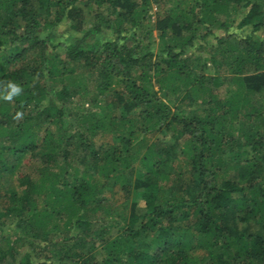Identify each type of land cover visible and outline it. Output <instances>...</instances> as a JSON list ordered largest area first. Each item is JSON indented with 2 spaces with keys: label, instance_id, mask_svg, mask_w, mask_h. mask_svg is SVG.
Listing matches in <instances>:
<instances>
[{
  "label": "trees",
  "instance_id": "trees-1",
  "mask_svg": "<svg viewBox=\"0 0 264 264\" xmlns=\"http://www.w3.org/2000/svg\"><path fill=\"white\" fill-rule=\"evenodd\" d=\"M0 264H264V0H0Z\"/></svg>",
  "mask_w": 264,
  "mask_h": 264
},
{
  "label": "rangeland",
  "instance_id": "rangeland-1",
  "mask_svg": "<svg viewBox=\"0 0 264 264\" xmlns=\"http://www.w3.org/2000/svg\"><path fill=\"white\" fill-rule=\"evenodd\" d=\"M157 12H161V10L159 8L152 6L151 16H150L151 22H154L155 15ZM153 35H154V33H153ZM88 86H89V90H90V85L88 84ZM84 106L87 107L86 104ZM108 139H109V136H107V135L106 136H103V135L97 136L96 139H94V144H95V146H99V145L107 142ZM175 164H176V161H175ZM139 168H140V166L137 164H135L133 167V169H135L134 171L139 170ZM120 173L123 176L125 174L122 172H120ZM127 173H128V171L126 172L125 177H127ZM132 176H133L132 178H135L134 175H132ZM15 187L18 188L16 183H15ZM103 197L106 199L108 206L111 208L112 214L110 215V218H109V220L111 222H114V221L117 222V221H119V216L124 215V214L127 215L129 213L132 198L131 197L127 198L125 196V194L122 192V188L120 185L111 186V187L108 185L107 189L104 190ZM236 229L239 232L244 231L245 234H251V235H255V234L261 232L259 226L255 225V224H251V223L247 224V225L237 224ZM112 236H114V233L112 234ZM195 251H196L195 255H197L198 257H201V255L203 253L202 249L200 250L197 248V249H195Z\"/></svg>",
  "mask_w": 264,
  "mask_h": 264
},
{
  "label": "clouds",
  "instance_id": "clouds-1",
  "mask_svg": "<svg viewBox=\"0 0 264 264\" xmlns=\"http://www.w3.org/2000/svg\"><path fill=\"white\" fill-rule=\"evenodd\" d=\"M19 91H20L19 87L13 86L12 87V92L8 96H6L5 99H9L10 100L12 94L19 93Z\"/></svg>",
  "mask_w": 264,
  "mask_h": 264
}]
</instances>
